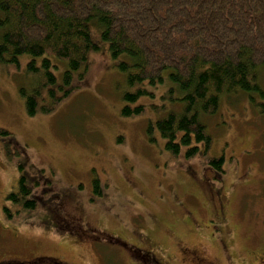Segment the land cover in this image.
Returning a JSON list of instances; mask_svg holds the SVG:
<instances>
[{
	"label": "rangeland",
	"instance_id": "obj_1",
	"mask_svg": "<svg viewBox=\"0 0 264 264\" xmlns=\"http://www.w3.org/2000/svg\"><path fill=\"white\" fill-rule=\"evenodd\" d=\"M91 29L100 51L90 54L82 80L83 71L74 72L73 92L49 114L28 116L20 96L22 86L34 85L28 57L20 68L0 66V132L21 151L8 161V137L0 134L1 250L12 259L48 255L69 264H264V114L256 105L264 99L223 97L205 118L213 140L207 157L203 150L174 156L156 127L167 115L154 108L161 97L127 104L125 93L137 88ZM53 62L63 84L67 64ZM260 78L264 88V70ZM127 105L145 109L125 117ZM220 157L226 171L217 179L208 161ZM20 164L43 197L37 210L8 221L6 195Z\"/></svg>",
	"mask_w": 264,
	"mask_h": 264
},
{
	"label": "trees",
	"instance_id": "obj_2",
	"mask_svg": "<svg viewBox=\"0 0 264 264\" xmlns=\"http://www.w3.org/2000/svg\"><path fill=\"white\" fill-rule=\"evenodd\" d=\"M92 25L129 86L137 88L124 101L161 97L154 108L167 115L156 127L174 156L190 159L203 150L207 157L213 140L205 118L218 112L223 97L264 99V0H0V66L20 68L22 58H29L34 85L20 88L28 116L49 114L67 99L74 72L82 70L84 78L90 54L100 51ZM53 58L67 64L63 84ZM256 105L264 114V103ZM144 109L127 105L122 113L138 116ZM0 134L8 137L3 148L14 162L21 151L8 131ZM224 163L223 157L208 161L217 179ZM24 169L20 164L21 175L6 195L8 221L20 210H37L43 197ZM95 194L102 195L97 182Z\"/></svg>",
	"mask_w": 264,
	"mask_h": 264
},
{
	"label": "flooded vegetation",
	"instance_id": "obj_3",
	"mask_svg": "<svg viewBox=\"0 0 264 264\" xmlns=\"http://www.w3.org/2000/svg\"><path fill=\"white\" fill-rule=\"evenodd\" d=\"M120 241V240H118ZM122 242V241H120ZM124 243V242H123ZM3 246H0V264H69L65 261L59 260L55 257L48 255L34 256L30 261L12 259L8 253L1 250ZM145 259V257H144ZM152 263L156 264V259H152Z\"/></svg>",
	"mask_w": 264,
	"mask_h": 264
}]
</instances>
